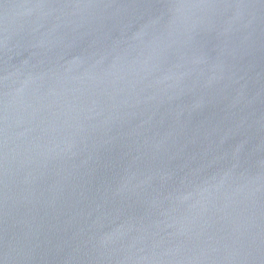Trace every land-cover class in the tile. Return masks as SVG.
<instances>
[{"label": "water", "instance_id": "water-1", "mask_svg": "<svg viewBox=\"0 0 264 264\" xmlns=\"http://www.w3.org/2000/svg\"><path fill=\"white\" fill-rule=\"evenodd\" d=\"M0 264H264V0H0Z\"/></svg>", "mask_w": 264, "mask_h": 264}]
</instances>
